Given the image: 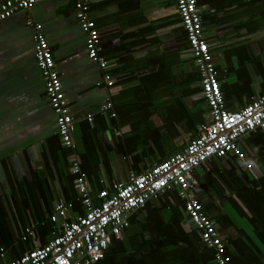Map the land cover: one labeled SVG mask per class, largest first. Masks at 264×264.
Instances as JSON below:
<instances>
[{
    "label": "crops",
    "instance_id": "0c3cea01",
    "mask_svg": "<svg viewBox=\"0 0 264 264\" xmlns=\"http://www.w3.org/2000/svg\"><path fill=\"white\" fill-rule=\"evenodd\" d=\"M89 1L108 69L88 58L73 0H43L0 24V248L6 251L0 264L51 241L59 228L50 221L57 205H74L60 224L85 215L69 170L71 153L57 133L36 63L29 20L42 26L53 49L76 126L77 155L96 201L103 190L113 193L116 184L183 153L211 123L176 0ZM197 1L225 106L242 110L264 95V0ZM251 134L240 141L242 162L213 159L191 179L233 264H264V200L251 207L242 197L249 177H264V131ZM98 264L211 261L171 189L132 215Z\"/></svg>",
    "mask_w": 264,
    "mask_h": 264
},
{
    "label": "built area",
    "instance_id": "2783aa9c",
    "mask_svg": "<svg viewBox=\"0 0 264 264\" xmlns=\"http://www.w3.org/2000/svg\"><path fill=\"white\" fill-rule=\"evenodd\" d=\"M43 0H2L0 24L20 11L30 12ZM76 18L87 35V56L103 69L109 64L100 56V35L96 23L90 19V1L73 0ZM182 27L187 36L191 56L196 61L201 77L202 95L209 105L211 123L202 127L199 136L185 149L168 160L155 164L142 175H132L127 182L114 186L113 193L103 190L98 202L92 196L87 174L83 171L74 142L76 126L70 104L65 96L62 76L57 68L53 49L45 35L40 33L41 25L32 20L27 26L35 29V59L45 82L46 95L56 116L57 133L63 147L70 151V173L74 177L85 215L73 222L65 221L74 208L73 203L59 204L54 208L50 221L57 227L51 241L43 248H37L22 257L4 264H97L106 255L113 239H119L129 228L130 219L137 211L145 209L150 201L158 200L166 191L177 189L185 202L189 222L197 230L202 244L213 249L216 264H232L228 245L221 237L215 221L204 208L194 192L191 179L197 169L213 159L229 156L242 162L246 155L240 141L259 129L264 130V95L239 111H229L210 45L205 39L201 12L197 0H176ZM106 83L112 87L109 76ZM111 105L104 107V111ZM89 122L93 116L87 117ZM251 168V165L248 166ZM60 229V230H59ZM31 231L23 237L27 241ZM6 258V251L0 248V263Z\"/></svg>",
    "mask_w": 264,
    "mask_h": 264
},
{
    "label": "trees",
    "instance_id": "16d2710c",
    "mask_svg": "<svg viewBox=\"0 0 264 264\" xmlns=\"http://www.w3.org/2000/svg\"><path fill=\"white\" fill-rule=\"evenodd\" d=\"M257 131H264L262 129H259ZM256 131V132H257ZM253 134V133H252ZM251 134V135H252ZM251 177H249V179H247L246 184H251L250 185V189H243V191H245L246 193L242 194V197H244L243 199L245 200L244 202L248 203L251 207L256 205V201H262L264 200V194L262 192H264V177L263 178H259V179H252L250 180ZM245 187V186H244ZM259 189V191L255 192L254 189ZM176 190V194L178 195V197L181 199V197L179 196V192L177 189ZM241 195V194H240ZM182 200V199H181ZM183 201V200H182ZM200 201V200H199ZM98 202V201H96ZM184 202V201H183ZM201 202V201H200ZM202 203V202H201ZM203 204V203H202ZM185 205V202H184ZM208 213V212H207ZM209 215V214H208ZM211 216V215H210ZM212 217V216H211ZM213 219V217H212ZM214 220V219H213ZM200 243L202 244L201 240ZM203 245V244H202ZM204 247V245H203ZM205 249H207L208 251H210V261L211 264H216L214 261V256H215V252L213 249H209L207 247H205ZM106 256V255H105ZM105 259V258H104ZM103 259V260H104ZM102 260V261H103ZM98 264V263H97ZM233 264V263H232Z\"/></svg>",
    "mask_w": 264,
    "mask_h": 264
}]
</instances>
